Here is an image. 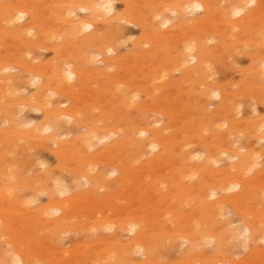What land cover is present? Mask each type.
Instances as JSON below:
<instances>
[{
    "label": "bare ground",
    "instance_id": "1",
    "mask_svg": "<svg viewBox=\"0 0 264 264\" xmlns=\"http://www.w3.org/2000/svg\"><path fill=\"white\" fill-rule=\"evenodd\" d=\"M126 23L140 36L114 56ZM42 48L55 58L28 59ZM93 53L105 67H95ZM237 54L249 66L235 87L222 84L215 69L224 72ZM26 85L35 86L29 96ZM250 99L264 107V0H0V239L12 248L0 251V264H165L162 252L182 241L183 264H264V113L237 119ZM25 109L42 121L26 123ZM243 137L246 145H236ZM227 155L236 162L218 168ZM119 185L136 207L117 205ZM100 189L108 200L92 201ZM37 194L48 201L32 210ZM68 232L85 240L81 254L80 246L55 254ZM125 232L133 236L126 244ZM242 240L253 250L236 263L230 251ZM141 253L147 262H137Z\"/></svg>",
    "mask_w": 264,
    "mask_h": 264
},
{
    "label": "rangeland",
    "instance_id": "2",
    "mask_svg": "<svg viewBox=\"0 0 264 264\" xmlns=\"http://www.w3.org/2000/svg\"><path fill=\"white\" fill-rule=\"evenodd\" d=\"M117 5V7H118V9H116V12H120V11H122L123 10V7H122V5L120 4V3H117L116 4ZM121 8V9H120ZM86 13V14H85ZM84 15H86V16H88L89 14L87 13V12H79V16H84ZM200 15H202V12H200V11H198V12H196V14H194L193 16L192 15H188V19L189 20H192V19H194V18H197V17H199ZM175 18V17H174ZM28 20H29V17H25V19H23L22 20V22H20V23H22V24H26L27 22H28ZM178 18H176V21H175V23L177 22L178 23ZM173 22V21H172ZM124 27H125V29H124V35H123V39H125V42L123 41L122 42V44H121V46L119 47V49H118V51L116 52V53H113V55L114 56H117V55H124L125 53H127V52H129V51H131V49H132V43H131V41L130 40H136L139 36H140V29H139V27H137L136 25H134V24H129V23H126L125 25H124ZM128 35V36H127ZM125 37V38H124ZM132 38V39H131ZM128 43H129V45H128ZM129 46V47H128ZM93 56L95 57V60L97 59V61L95 62V67H97V68H102V67H105V64L102 62V61H105V59H104V57H102V56H100V57H98L99 55H96L95 53H93ZM27 57H29L28 59H30V60H35L34 61V63H36L37 65L39 64V65H41V64H43L44 62L45 63H47L49 60L50 61H52L55 57H54V53H53V51H51V49H47L46 50V48H45V51H44V48H42V49H39V50H37V51H35V52H33L32 54H28L27 55ZM106 58H107V56H106ZM100 59V60H99ZM250 60H249V57H247V55H245V54H237L236 56H235V58H229L228 60H227V62L231 65L229 68H226L225 70H224V72H223V70L222 69H220L219 67L217 68V69H215V71L217 72V77H218V80L222 83V84H225V83H232V84H234L235 82L237 83L238 81H240V77H241V72L244 70V69H246L248 66H249V62ZM234 62V63H233ZM194 63H191V65H193ZM231 68V69H230ZM235 68V69H234ZM236 68L237 69H239V70H236ZM15 69V70H14ZM10 68V69H8L7 71H6V73L8 74H11V75H15V74H21L22 73V70L21 69H18V68ZM231 70V71H230ZM232 70H234V71H232ZM238 71V72H237ZM175 76L176 77H179V74L178 73H176L175 74ZM233 87H235V84L233 85ZM31 88V89H30ZM34 90H35V86H32V85H26L24 88H22L21 89V91H22V93H23V96H29V95H31L33 92H34ZM27 91V92H26ZM31 92V93H30ZM27 93H29L28 95H27ZM53 99L55 100V102H57V101H59V107H61V108H67L69 105H70V101H69V99H67L66 98V100H65V97H59V96H55V97H53ZM220 100H219V98H217V97H215L213 100H212V102H213V104L212 105H210V106H212V107H210L211 108V110H213L214 109V107L218 104V102H219ZM62 104H64V105H62ZM256 104V105H255ZM61 105V106H60ZM63 106V107H62ZM256 108V109H254V107ZM254 110H256L255 112H256V114L254 113ZM264 107L262 106V104L261 103H258V102H256V101H253V100H251L250 99V101L248 102V104L245 106V107H243L242 108V112H241V114H239V115H237V119H245V120H248V121H251L252 119H254V117H262L263 116V113H264ZM26 111V112H25ZM258 111V112H257ZM24 115L23 116H25V118H24V120L26 121V123H28V122H32L33 121V123L34 124H39L41 121H42V113L41 112H39L40 114H41V116H40V114L37 112L36 113V111H31V110H29V109H25L24 110ZM30 112V113H29ZM35 114H34V113ZM32 113V114H31ZM29 116H28V115ZM36 114H38V115H36ZM246 114V115H245ZM261 114V115H260ZM40 116V117H39ZM250 116H252V117H250ZM156 117H158L159 119H161V121L163 120V124H165L166 123V120H165V118H162L161 116H156ZM29 118V119H28ZM41 118V119H40ZM39 122V123H38ZM161 122H160V125L162 124ZM7 127V124H5V125H3V123H2V121H0V130L1 129H3V127ZM66 135H67V137H66ZM76 134H70V133H68L67 134V132H64V135H62V138L63 139H67L68 137H69V139L70 138H72V137H74ZM64 136H65V138H64ZM244 140V141H243ZM241 141H243V142H241ZM241 141L240 142H238V140L237 141H235L236 143L238 142L239 144H236V145H240L241 147H243V146H245L246 145V143H247V141H248V139L246 138V137H243L242 139H241ZM111 142V140H108L107 142H101L100 143V145H99V148L97 149V151H103L105 148L104 147H106L107 146V144H109ZM253 144H254V146H259L258 145V143L256 142V141H253ZM261 145H264V142H261L260 143ZM105 145V146H104ZM191 150H193L192 152H193V154H195L196 152L198 153H196L195 155L196 156H198V157H200V160L201 159H203L204 157H203V155H200V154H202V149H201V147H193V148H191ZM202 151V152H201ZM199 152H201V153H199ZM226 156V155H225ZM225 156H223V161H222V163L220 164V165H218L217 167L218 168H220L221 166H224V167H228L230 164H232V163H235L236 162V160L235 161H233V158L230 160L229 159V155H227V159L225 158ZM42 158L44 159V160H46L49 164V168L52 170V169H55L56 168V165H57V161H56V159H55V157L53 156V155H51L48 151H43L42 152ZM225 158V159H224ZM230 160V161H229ZM263 162H264V160H262ZM52 166V167H51ZM53 166H54V168H53ZM111 171H113V169H110V174H111ZM62 175H64V177H65V179L67 180V181H69V180H71L70 179V177H69V175L66 173V172H64V173H62ZM118 176H119V173L118 172H116V173H114L110 178H112V179H117L118 178ZM68 184H70L71 185V182L69 181L68 182ZM83 185H84V183H82ZM163 185H167V182L166 183H164ZM85 186V185H84ZM84 189H88V187H83ZM86 189V190H87ZM116 190H118L119 191V194H121L122 192H124V195L123 196H125V197H127L128 199H130L129 200V202H128V199L127 198H123L122 196H121V201H118L117 203H120V204H117V205H119V206H121V207H123V208H134V207H136V205H138V199L137 198H132V196H130V195H132V192H131V190L128 188V187H126V189L124 190V191H122L121 190V185H119V187H118V189H116ZM237 190H234L233 192H230V194H233V193H235ZM73 192H71V193H69L68 195H71ZM128 193H129V196H128ZM27 194V193H26ZM98 195L96 196V197H92V201H94L95 199H97L96 201L98 202L99 201V199L100 200H106V198H107V200H108V196H107V194L105 193V190H101L100 189V191L97 193ZM101 194V195H100ZM126 194V195H125ZM29 195V194H28ZM28 195H26V196H28ZM38 195V196H37ZM36 196H35V198H34V200H36V202L34 201V203L32 204V206H31V208H32V210H34V209H37V208H39V207H41V206H43V205H45L46 203H47V201H48V196L47 195H44V194H37ZM42 195H44V196H42ZM67 195V196H68ZM25 196V197H26ZM39 196L41 197L40 199H39ZM104 197V199L102 198V197ZM29 197V196H28ZM100 197V198H99ZM219 197V195L217 196V198ZM36 198H38V200H39V202H38V200L36 199ZM216 197H214L213 198V200H216L217 199ZM124 199V200H123ZM126 199V200H125ZM116 200H119V199H116ZM115 200V201H116ZM131 201V202H130ZM109 202H113V200H109ZM123 205V206H122ZM131 205H133V206H131ZM131 206V207H130ZM32 212V211H31ZM233 212V213H232ZM80 213V212H79ZM79 213H78V215H79ZM230 213V215H228ZM31 214H33V213H31ZM225 215H226V218H228V217H231L230 219H231V221H232V223L234 224L235 222H236V224H238L239 223V221H240V218L235 214V212L233 211V210H231V209H227V210H225ZM81 217L80 218H82L83 220H86L84 217H82V215H80ZM18 218H20L19 220H21V215H18L17 216ZM18 218H16V219H18ZM127 233V234H126ZM65 234V233H64ZM63 234V236H62V234H61V239H59V240H61V241H58V244H59V246L57 247V249H59V250H63L64 248V252L61 250L60 251V253H59V251L58 250H56V252H55V250H54V252H55V254L58 252V254H63V253H66V250H71V249H73L74 247H76V248H78L79 246H80V244L82 245V246H84L85 247V245H87V244H85V245H83L84 244V242H85V240H83V238L82 237H80V236H77L76 235V233H69L68 232V234L66 233L65 235ZM105 234V238H103V239H106L107 237H109L111 234H112V232H105L104 233ZM76 235V236H75ZM62 237H64V238H62ZM133 236H132V234L131 233H129V232H125V233H123V235H122V238H121V241H123L122 243H125L126 244V242L128 243L129 241H130V239L132 238ZM128 238H129V240H128ZM2 239V238H1ZM0 239V240H1ZM5 239V240H4ZM127 239V240H126ZM4 240V241H3ZM8 239L7 238H3L2 239V243L0 242V251L1 252H3V251H8V254H10V253H12V248H11V245L10 244H8V241H7ZM262 240V241H261ZM260 240V242L258 243V245H259V247L261 248V249H264V241H263V239H261ZM6 241H7V244H6ZM5 242V243H4ZM80 242H82V243H80ZM243 242V243H242ZM242 242L240 241V242H238L237 243V245H235V249H233L232 251H230V254H231V256H232V259L231 260H233V261H235L236 263H241V262H243L244 260H246V258L248 257V254L253 250V244H252V242H250V241H248V242H245L244 243V241L242 240ZM97 244V243H96ZM239 244V245H238ZM9 245V246H8ZM102 245V244H101ZM178 245V246H177ZM91 246V245H90ZM210 246V247H209ZM209 246H207V250H205L206 249V247H205V252H204V255H206V256H209L208 254V250L210 251V254H212L213 252H214V248H215V244H211V245H209ZM246 246V247H245ZM9 247V248H8ZM47 247V246H46ZM45 247V248H46ZM49 247V246H48ZM50 248V247H49ZM49 248H46L45 249V252L47 251V253H50V249ZM83 249V247H79V249H77V251H80L79 253H78V255L79 254H81V252H82V249ZM211 248H212V250H211ZM69 250V251H70ZM187 250H189V243L188 242H186V245H185V241H182L181 243L179 242L178 244H176L175 246H173V247H171L168 251H165V252H162V262H165V264L166 263H168L169 264V262H170V264H180L179 263V261H180V259H182V260H185L186 258H187V253H189V251H187ZM203 250V251H204ZM10 251V252H9ZM69 251H67V252H69ZM207 253V254H206ZM77 255V256H78ZM140 255V254H139ZM138 254L135 256V259L136 260H139V261H137V262H145V260H146V262H147V260H148V258H147V256L146 255H144L143 253H141V255L139 256ZM234 255H237V256H235L234 257ZM139 256V257H138ZM143 256V257H142ZM211 256V255H210ZM58 257H59V255H58ZM146 258V259H145ZM170 260H169V259ZM78 259H80V260H78L79 262H81V260H82V258L79 256V258ZM172 260V261H171ZM176 260V261H175ZM179 260V261H178ZM172 262V263H171ZM175 262H178V263H175ZM181 262V264H183V262L182 261H180ZM184 264H187V260L186 261H184ZM194 264V263H193ZM224 264V263H223ZM225 264H231V263H225Z\"/></svg>",
    "mask_w": 264,
    "mask_h": 264
}]
</instances>
